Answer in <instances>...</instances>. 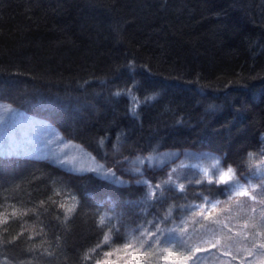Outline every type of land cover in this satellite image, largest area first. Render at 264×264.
I'll return each instance as SVG.
<instances>
[{"label": "trees", "instance_id": "obj_1", "mask_svg": "<svg viewBox=\"0 0 264 264\" xmlns=\"http://www.w3.org/2000/svg\"><path fill=\"white\" fill-rule=\"evenodd\" d=\"M8 109L63 142L28 131L41 150L0 153V264H98L138 233L131 264H264L255 221L238 251L158 237L210 222L196 211L205 200L230 201L225 185L144 165L213 158L264 190V0H0L9 133ZM141 175L169 189L155 206Z\"/></svg>", "mask_w": 264, "mask_h": 264}, {"label": "rangeland", "instance_id": "obj_2", "mask_svg": "<svg viewBox=\"0 0 264 264\" xmlns=\"http://www.w3.org/2000/svg\"><path fill=\"white\" fill-rule=\"evenodd\" d=\"M7 112L12 116L11 122H16V125L14 129L8 133V128L10 127L7 126L6 123H0V153H3L4 155L28 156L30 155V150L34 153L38 152L40 146L37 143H35L36 145L32 143L30 132L36 133L37 138H41V133L38 134L37 132L42 129L44 132L43 134L49 136L52 141L59 139V135H56L55 131L49 130V128L47 129V124H42L39 121L16 111L13 112L8 109ZM45 138L41 141H44ZM59 140L63 142L61 136ZM34 153H32V155ZM163 159L164 158L160 155L150 156L146 159L147 164L144 165L155 170L165 169L172 179H175V176H178L183 171L189 170L199 182L205 183H208L209 179H217L221 172L227 171L219 160L213 158H209L207 161L203 160L204 162L202 161V158H190L189 156L186 160L182 158L179 161L175 156L171 157L168 162ZM89 161L93 165H100L92 157H89ZM104 168L105 167L103 166V170ZM232 175L234 181L238 182V186L246 188L250 195H257L258 200L264 199V190L259 187L258 183L251 180H242L238 178L234 172ZM150 191H152L151 188ZM229 201V205L227 204L222 207L219 203L216 208L213 209L211 204L208 203V200H205L203 204L197 206L196 211L199 213V211L203 209L206 216H211L210 222L205 225H200L194 224L193 222L188 224L187 221L184 220L178 225L172 226L173 224H170L167 227H161L159 231L161 234H158V237L166 238V236H172V238H174L175 236L176 240H183L182 242L179 241L182 245L191 242V249L194 247L221 244V246H223L222 248L227 252L231 250L238 251L248 247V243H244L245 239L242 237L245 236V233L247 232V224L254 223L255 221V232L251 234L254 239L251 243H264V235L261 234V232H264V215H262L264 214V204L252 201L248 196H236L235 189L232 190V196L231 199L229 198ZM212 202L215 203V201ZM253 209H255V211H253ZM218 211H221V217L212 216ZM209 213H211V215H209ZM199 217L204 218L202 216ZM242 219H244V221ZM217 221H219V223H217ZM245 225L247 226L245 227ZM155 234L157 235V233ZM141 235L142 233L136 234L127 247L121 248V250L115 251L114 253L111 252V256L105 255V261H107V264H131L137 261V257L140 255L139 252H141L142 247L140 245L143 240L141 239ZM227 235L232 237L233 241L230 238L227 239ZM238 236H240V238L236 240ZM142 262V260L139 261V263ZM143 264L148 263L145 262Z\"/></svg>", "mask_w": 264, "mask_h": 264}, {"label": "snow or ice", "instance_id": "obj_3", "mask_svg": "<svg viewBox=\"0 0 264 264\" xmlns=\"http://www.w3.org/2000/svg\"><path fill=\"white\" fill-rule=\"evenodd\" d=\"M104 141L103 139L100 140V144L103 145ZM117 163H119V161H117ZM98 168L100 170H103V165H99ZM137 172H140V169H136ZM108 173H111L112 175H115L114 173H112V170L111 168L108 169V172L105 173V175H107ZM233 169L231 167H228L227 171L225 172H221L218 176L217 179L213 180V179H209L208 180V183L209 184H212V183H215V184H224V185H227L228 187L224 188L223 189V192L225 195L229 196V198L231 199V196H232V190L235 189V195L236 196H248L250 197V199L252 201H255L257 203H260V204H264V199H260L258 200L257 199V195H250L249 191L242 187V186H238V182L234 181V178H233ZM171 179V177H169V180ZM122 184L124 183H127V182H121ZM165 183H168V182H165ZM197 183H199V181H197ZM136 184L138 186H142V187H145V188H151L152 191L150 193V196L151 197H154V201H153V206H155V204L159 203L160 200L162 199V197L164 196V193L169 191L168 188H163L161 184H155V185H151L149 183V180L144 177L143 175H141V178L139 180L136 181ZM179 191L180 192H184L185 191V186L183 184H181L179 186ZM208 203L211 204V207L213 209L216 208L217 204L221 203V201H216L215 203H213L212 201H208ZM61 207H64V205H61ZM183 207V206H181ZM74 211V207L72 208H68L67 209V212L71 213ZM253 211H255V209H253ZM199 216H202L204 217V219H208V216L205 215L204 213V210L201 209L198 213ZM209 215H211V213H209ZM264 215V214H262ZM167 221V217H164L162 218L161 220L157 221V222H165ZM152 223V222H150ZM217 223H219V221H217ZM153 226H155V223H153ZM247 225H245L246 227ZM160 230L157 229V232H159ZM262 235H264V232H261ZM153 236L155 235V233L152 234ZM12 241H9V243H11ZM213 247H215V245H213ZM253 248H259V249H264V243H253ZM196 252H200L201 249L200 248H197L195 250ZM252 253H249V255H251ZM106 256H111L112 253L111 252H108V253H105ZM193 255H195V253H193ZM225 255H229V253H225ZM191 259V257H190ZM98 264H107V261H98Z\"/></svg>", "mask_w": 264, "mask_h": 264}]
</instances>
